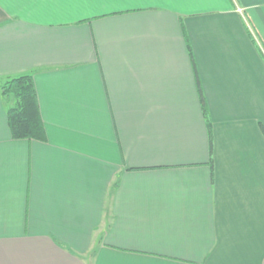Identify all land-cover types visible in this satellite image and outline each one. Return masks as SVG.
<instances>
[{
	"label": "crops",
	"instance_id": "0c3cea01",
	"mask_svg": "<svg viewBox=\"0 0 264 264\" xmlns=\"http://www.w3.org/2000/svg\"><path fill=\"white\" fill-rule=\"evenodd\" d=\"M23 74L45 140L0 90V264H264V0H0Z\"/></svg>",
	"mask_w": 264,
	"mask_h": 264
},
{
	"label": "trees",
	"instance_id": "16d2710c",
	"mask_svg": "<svg viewBox=\"0 0 264 264\" xmlns=\"http://www.w3.org/2000/svg\"><path fill=\"white\" fill-rule=\"evenodd\" d=\"M182 32L189 56L191 58L195 82L198 85V74L195 67L192 50L187 34L183 27ZM0 90L1 97L6 109L7 125L10 130L11 136L17 140L35 139L44 141L45 130L39 112L37 94L32 76L30 74H23L20 76L9 78L1 84ZM198 93L201 110L208 133L209 152H211V121L207 112L206 102L202 94L201 87L198 88Z\"/></svg>",
	"mask_w": 264,
	"mask_h": 264
},
{
	"label": "rangeland",
	"instance_id": "374dc122",
	"mask_svg": "<svg viewBox=\"0 0 264 264\" xmlns=\"http://www.w3.org/2000/svg\"><path fill=\"white\" fill-rule=\"evenodd\" d=\"M237 11L243 13L242 11H240V8H237ZM241 13H240V14H241ZM243 15H244V14H243ZM244 16H245V15H244ZM12 102H13V100H12Z\"/></svg>",
	"mask_w": 264,
	"mask_h": 264
}]
</instances>
